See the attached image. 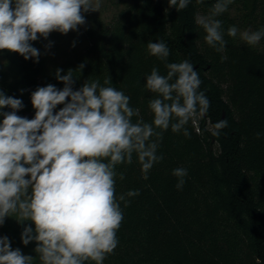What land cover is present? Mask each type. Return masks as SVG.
Wrapping results in <instances>:
<instances>
[{
  "label": "trees",
  "instance_id": "trees-1",
  "mask_svg": "<svg viewBox=\"0 0 264 264\" xmlns=\"http://www.w3.org/2000/svg\"><path fill=\"white\" fill-rule=\"evenodd\" d=\"M233 1L242 6L248 29L264 28V0ZM214 3L191 0L178 12L168 0H132L108 24L85 23L87 46L52 69L37 41L32 43L41 53L38 63L0 51V90L22 100L24 107L17 115L29 119L35 114L31 93L37 87H63L55 78L58 68L61 75L74 70V90L86 80L98 79L103 85L110 77L109 86L129 96L130 106L140 109L145 122L152 120L148 103L153 98L144 87L145 78L154 67L166 75L165 63L187 59L199 73L200 91L210 107L204 118L186 126L190 136L165 131L157 153L163 160L154 164L147 178L135 155L131 164L117 166V196L130 190L139 195L126 197V207L120 202L124 218L117 232L119 243L103 264H264V50L228 37L227 28L237 23L227 13L217 17L225 30V51L208 46L195 16L207 14ZM149 41L167 45L166 62L148 53ZM222 56L227 59L222 61ZM81 63L85 67L79 72ZM222 119L228 126L214 136L213 125ZM179 167L188 173L182 190L172 175ZM30 223L7 217L0 237L7 236L11 247L24 255L36 256V243L25 246L21 240Z\"/></svg>",
  "mask_w": 264,
  "mask_h": 264
},
{
  "label": "clouds",
  "instance_id": "clouds-1",
  "mask_svg": "<svg viewBox=\"0 0 264 264\" xmlns=\"http://www.w3.org/2000/svg\"><path fill=\"white\" fill-rule=\"evenodd\" d=\"M168 3L179 12L191 0ZM232 3L215 0L207 14L195 16L206 44L217 52H224L227 45L223 22L217 17ZM100 6V0H0V51L38 63L41 53L32 42L47 40L52 32L77 31L86 23L84 13ZM238 32L236 26L226 30L231 38ZM240 39L254 47L264 39V28L244 30ZM51 46L49 41L46 51ZM147 51L164 62L170 54L163 41H149ZM84 67L81 63L76 70ZM165 67L166 75L154 67L145 78L144 87L153 94L148 103L151 122L130 106L129 96L109 86L110 77L103 85L98 79L86 80L74 90L73 69L64 75L62 69L56 70L62 88L48 84L31 93L35 110L31 119L17 115L24 107L21 99L0 90V110L9 109L0 111V225L7 217L20 224L30 221L21 240L25 246L36 243V256L24 255L11 247L7 236L0 237V264H36L37 257L39 264H103L114 252L124 218L120 202L126 207V197L139 195L138 190H130L117 196V166L131 164L135 155L147 178L154 164L163 160L157 154L163 133L171 129L189 137L186 126L204 118L210 107L189 60ZM58 105L62 107L57 110ZM227 126V119L216 122L212 134L218 136ZM187 174L183 167L173 170L178 190ZM119 178H124L122 173Z\"/></svg>",
  "mask_w": 264,
  "mask_h": 264
},
{
  "label": "rangeland",
  "instance_id": "rangeland-1",
  "mask_svg": "<svg viewBox=\"0 0 264 264\" xmlns=\"http://www.w3.org/2000/svg\"><path fill=\"white\" fill-rule=\"evenodd\" d=\"M131 2L132 0H100L101 6L98 11L84 13L86 23L89 27L94 26L97 22L108 24ZM93 3H95V0H93ZM225 13L229 14V16L235 19L237 28L240 30V32H243L244 30H251L248 29L242 21L243 12L242 6H240L239 2L233 1V3L229 6L228 11ZM82 26H79L77 31L70 30L67 34L52 32L47 40L41 38L37 41L41 46H43L44 49L45 45H47L49 41L52 42L51 48L47 49V51L45 49L48 55L49 69L61 64L65 59L87 46V40L85 39ZM240 32L237 34V39L238 41L243 42L240 39ZM254 48L264 50L263 40L254 46ZM0 59H2L1 55Z\"/></svg>",
  "mask_w": 264,
  "mask_h": 264
}]
</instances>
